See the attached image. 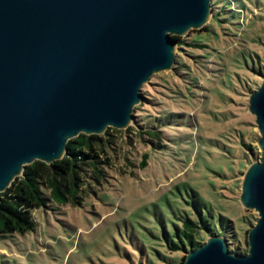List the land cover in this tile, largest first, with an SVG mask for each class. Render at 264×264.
I'll return each mask as SVG.
<instances>
[{
  "label": "rangeland",
  "instance_id": "rangeland-1",
  "mask_svg": "<svg viewBox=\"0 0 264 264\" xmlns=\"http://www.w3.org/2000/svg\"><path fill=\"white\" fill-rule=\"evenodd\" d=\"M211 5L205 26L179 36L173 69L142 84L136 119L109 128L106 179L79 205L33 210L34 230L0 238V264H176L190 248L170 250L163 231L182 226L194 196L220 232L230 222L229 247L248 250L259 215L240 194L243 174L261 157L248 106L264 78V0ZM148 122L162 124L159 149L139 133ZM212 234L203 231L199 241Z\"/></svg>",
  "mask_w": 264,
  "mask_h": 264
},
{
  "label": "water",
  "instance_id": "water-1",
  "mask_svg": "<svg viewBox=\"0 0 264 264\" xmlns=\"http://www.w3.org/2000/svg\"><path fill=\"white\" fill-rule=\"evenodd\" d=\"M212 12L211 0H0V193L69 139L130 126L142 84L175 66L172 36ZM249 97L261 157L242 179L240 203L259 215L247 254L212 234L183 264H264V78Z\"/></svg>",
  "mask_w": 264,
  "mask_h": 264
},
{
  "label": "trees",
  "instance_id": "trees-1",
  "mask_svg": "<svg viewBox=\"0 0 264 264\" xmlns=\"http://www.w3.org/2000/svg\"><path fill=\"white\" fill-rule=\"evenodd\" d=\"M172 37L176 41L180 40L179 36L173 35ZM196 45L204 46L202 43H196ZM133 119H136L134 113ZM161 126L162 124L158 126L148 122L141 126L142 129L139 131L140 134L149 136L151 140H156L153 144L157 149L162 146ZM109 128L103 135L81 133L69 139L67 152L60 160L51 164L36 160L25 166L23 174L16 177L6 191L0 193V238L13 234L25 235L34 230L35 221L32 212L37 208L46 209L52 204L79 205L91 191L92 185L99 184L106 179L109 163L107 159H102V154L111 143ZM245 146L251 151L250 144ZM148 158L149 154L143 156L142 168L147 167ZM191 205L194 209L193 213L181 216V227L174 224L172 233L169 234L166 229L163 231L167 246L172 251H184L187 247L194 249L202 245L199 239L203 231L211 232L213 235L221 233L224 236V231L228 232L233 229L229 221L225 228H221V232L219 228L214 227L210 222V212L205 214L197 196H194ZM225 239L230 246L227 237ZM229 249L241 255L247 254L248 251H241L237 247L233 249L229 247ZM185 258L186 256H182L177 262V259L173 261L176 264H183ZM140 264L154 263L148 260Z\"/></svg>",
  "mask_w": 264,
  "mask_h": 264
}]
</instances>
